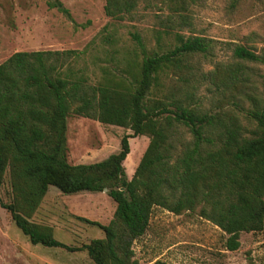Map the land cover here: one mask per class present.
<instances>
[{"label":"trees","instance_id":"trees-1","mask_svg":"<svg viewBox=\"0 0 264 264\" xmlns=\"http://www.w3.org/2000/svg\"><path fill=\"white\" fill-rule=\"evenodd\" d=\"M151 1L105 0L103 9L106 16L123 19L140 2L149 6ZM155 1L177 12L196 0ZM50 6L66 12L58 1ZM132 36L141 60L127 63L119 75H105L97 85L73 76L67 62L73 50L18 51L0 64V188L9 168L11 191L10 202L0 199V206L32 244L83 248L95 264H138L132 243L147 230L154 207L174 214L196 211L227 235V250H236L241 232L264 228V74L259 94L249 66L264 65V55L234 45L235 62L199 74L188 59L208 55L211 40L176 34L172 48L146 52L140 37ZM162 75L177 76L180 85L164 88ZM201 82L219 90L222 100L228 94L233 108H202L196 95ZM69 114L132 133L107 158L70 164ZM136 136L149 141L128 178L123 162L130 152L128 138ZM50 186L63 194L106 190L116 205L108 224L78 217L97 225L104 236L74 249L55 239L49 227L32 222Z\"/></svg>","mask_w":264,"mask_h":264},{"label":"rangeland","instance_id":"rangeland-1","mask_svg":"<svg viewBox=\"0 0 264 264\" xmlns=\"http://www.w3.org/2000/svg\"><path fill=\"white\" fill-rule=\"evenodd\" d=\"M58 1L66 12L50 3ZM105 0H0V64L18 51L73 50L67 59L73 76H82L88 85H97L106 75H119L127 63H138L142 51L133 39L137 34L145 51H166L176 44L175 35L200 36L212 41L211 52L188 59L200 73L221 69L236 60L234 45H242L264 55V0H196L187 9L171 11L164 3L140 2L123 19L104 13ZM260 94L264 65L249 64ZM106 73V74H105ZM162 86L180 85L177 76L162 75ZM196 95L204 109H232L214 86L201 82ZM239 98V97H238ZM223 101V102H222ZM241 105L249 107L244 98ZM248 126L243 113H237ZM66 144L70 164H91L119 150L129 128L103 124L80 115L67 117ZM182 139L189 134L180 128ZM147 136L129 137L130 152L123 162L130 178L144 153ZM0 199L11 200L9 168L0 188ZM115 203L102 192L63 194L50 186L30 220L49 227L53 237L74 249L92 239L102 238V230L78 217L106 225L113 217ZM227 235L195 212L174 214L154 207L145 233L132 243L138 264H264V228L241 232L239 247L227 250ZM0 264H95L83 248L68 250L32 244L0 206Z\"/></svg>","mask_w":264,"mask_h":264}]
</instances>
